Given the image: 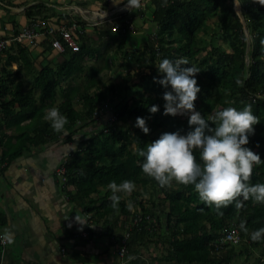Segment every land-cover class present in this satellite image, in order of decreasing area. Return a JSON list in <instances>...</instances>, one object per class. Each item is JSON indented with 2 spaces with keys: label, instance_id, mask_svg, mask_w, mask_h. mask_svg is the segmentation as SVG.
Wrapping results in <instances>:
<instances>
[{
  "label": "trees",
  "instance_id": "trees-1",
  "mask_svg": "<svg viewBox=\"0 0 264 264\" xmlns=\"http://www.w3.org/2000/svg\"><path fill=\"white\" fill-rule=\"evenodd\" d=\"M239 1L248 35L235 10L234 0H148L143 10L152 11L150 21L155 27L148 31L142 47L127 48L126 37L131 34L127 31L114 32L109 25L111 39L96 28L101 31L100 37L105 38V46L96 48L88 44L86 36H81L79 52L67 49L60 54L59 63L42 65L35 77L38 97L33 91L25 93L22 83L15 91L1 83L0 96L4 99L0 101L1 117L18 115L22 120L34 121L35 136L24 133L21 137L25 138L13 154L1 155L0 170L4 161L21 155L28 145L40 146L64 131L68 132L69 140L80 134L82 140L65 164V185L75 188L76 196L87 203L86 213L98 220L108 223L112 217L116 223L122 222L128 227L134 218H141L127 241L128 258L154 243L168 245L162 256L166 264H237L242 259L246 264H264V239H251V231L264 226V202L236 197L227 205H221V215L215 204L200 198L192 184L185 185L174 179L169 185L160 186L155 178L143 172L140 163L143 157L138 152V148L146 147L163 132L190 130L188 115L164 114L166 89L154 79L163 75L156 67L163 57L183 56L200 69L196 76L201 91L195 106L206 117L223 107L242 109L246 104L252 105L259 122L254 125L255 132L249 136L248 146L264 159V5L259 4V0ZM27 14L35 16L32 10ZM37 14H41V10H37ZM123 17L134 18V14ZM214 18L217 20L211 23ZM63 19L72 20L68 15H63ZM218 35L227 40L228 50L220 41H213ZM117 37H120L117 45L126 62L128 77L121 82L103 84L98 76L102 67H84V56L103 57L110 41ZM18 45L25 67L33 69V58L28 56L30 47ZM9 61L16 62L17 58ZM105 67H108L107 57ZM21 71L19 65L12 82ZM133 71L140 75L139 83L131 84L129 75ZM141 90L147 94L137 97L135 94ZM59 94L64 99L57 108L68 121L64 129L56 131L46 119V113L48 108L57 105ZM8 95L11 97L7 98ZM15 104H19L18 110ZM153 104L159 105L155 113L150 111ZM137 116L145 117L149 133L136 126ZM195 153L199 159V151ZM113 179L118 183L131 179L140 191L135 188L130 195L121 193V200L113 206L108 187ZM249 182H264V163L254 165ZM148 194L149 198L143 201ZM94 195L98 198L94 199ZM236 199L243 200V205L237 207ZM129 201L131 208L127 206ZM242 220L247 222L248 231L241 229ZM235 227L240 232L239 240H226V235ZM123 237L121 235L118 243ZM1 250L0 245V259ZM258 251L259 256L255 255ZM139 261L132 260L129 264Z\"/></svg>",
  "mask_w": 264,
  "mask_h": 264
},
{
  "label": "crops",
  "instance_id": "crops-1",
  "mask_svg": "<svg viewBox=\"0 0 264 264\" xmlns=\"http://www.w3.org/2000/svg\"><path fill=\"white\" fill-rule=\"evenodd\" d=\"M95 2L0 0V41L7 40L10 44L7 49L9 53L5 52L0 56V87L2 83L15 91L18 84L22 83L25 93L34 91L37 87L32 86L31 78L38 75L40 67L53 64L55 57V60L62 59V56L50 48L51 37H41L37 47L29 49L28 56L33 58L34 67L28 69L24 65L25 58L20 54L19 45L13 41L18 33L32 23L39 24L42 28H48L49 25L57 28L63 15L74 17L75 7L95 9L98 7ZM111 4L109 9L114 10L125 6L126 2L111 0L108 7ZM136 8L127 13L134 14L136 20V31L126 37L129 49L142 47L148 31L155 27L150 21L152 11L148 9L145 10L146 14H142L144 8ZM29 10L35 16L29 17ZM37 10H41V14H37ZM96 34L99 38L101 31L88 27L82 36H86L88 43L94 46L97 43ZM13 58H17V61L10 62ZM19 65L22 71L15 82H12ZM2 100L4 99L0 96V101ZM14 108L18 110L19 104H15ZM34 123L22 120L18 115H3L1 155L13 154L15 147L25 138L21 137L24 133L35 136V131L32 130ZM68 136V132L64 131L61 136L40 146L28 145L21 155L11 161H4V167L0 170V228L2 233L7 229L14 234L13 242L8 245L6 264H119L118 239L126 231L127 224L124 226L122 222L116 223L112 217L105 223L93 214L86 213L87 203L76 196L75 188L63 185L57 177L58 168L77 150L82 140L80 134H76V139L73 137L72 140L67 139ZM93 198L97 199L98 195ZM76 213L86 214L94 226L85 225L81 228L75 221ZM167 247V244L157 246L153 243L148 249L142 248L137 256H132L131 261L138 259L140 263L137 264H166L162 261V256ZM155 249L159 251L154 253Z\"/></svg>",
  "mask_w": 264,
  "mask_h": 264
},
{
  "label": "clouds",
  "instance_id": "clouds-1",
  "mask_svg": "<svg viewBox=\"0 0 264 264\" xmlns=\"http://www.w3.org/2000/svg\"><path fill=\"white\" fill-rule=\"evenodd\" d=\"M139 4L140 0H126L130 10ZM259 4L264 5V0H259ZM156 67L163 75L154 79L166 89L163 93L164 114H186L191 127L186 133L163 132L146 147L138 148L143 157L140 162L143 172L155 178L160 186L169 185L174 179L185 185H194L200 198L215 204L218 212L221 205H227L240 196L243 200L251 198L264 202V182H249L254 165L264 163L261 155L248 146L249 136L255 132L254 125L259 122L252 105L246 104L242 109L223 107L206 117L195 106L197 94L201 91L196 76L200 69L183 56L176 59L165 56ZM158 110L159 105H151L152 113ZM46 119L56 131L64 129L68 121V117L55 106L48 108ZM136 126L146 134L150 132L143 116H137ZM195 150L199 151V159ZM108 187L112 204L117 206L120 194H131L136 184L131 179L119 183L113 179ZM243 200L236 199V206H242ZM127 206L131 208L132 202L129 201ZM75 221L81 228L92 225L88 216L82 213H76ZM246 223L244 220L240 222L244 231H248ZM0 239L12 243L14 234L6 229L0 234ZM251 239H264V226L251 231Z\"/></svg>",
  "mask_w": 264,
  "mask_h": 264
},
{
  "label": "built area",
  "instance_id": "built-area-1",
  "mask_svg": "<svg viewBox=\"0 0 264 264\" xmlns=\"http://www.w3.org/2000/svg\"><path fill=\"white\" fill-rule=\"evenodd\" d=\"M97 3L95 9H85L81 7L74 8V17H71L72 20L69 22L68 20L63 19L61 23L54 28L49 25V27H41L39 24L32 23L30 26L23 29L20 33H18L13 41L29 46L30 48L37 47L38 40L41 37H51V46L54 51L61 54L64 53L67 49L73 51L74 53L80 51V43L79 39L88 27L92 29L100 28L101 25L111 27L112 31H127L128 33H133L136 31V26L134 24V18L126 17L124 18V14L133 11L130 10L127 5L122 6L116 9H109L107 4H110L111 0H94ZM144 2V0H140V4ZM139 4V6H140ZM145 3L143 4V6ZM236 5V4H235ZM248 35V34H247ZM9 42L7 40L0 41V56L8 49ZM113 120V118H112ZM3 128H2V117L0 115V137L2 136ZM1 156V153H0ZM66 162H64L57 170V177L60 179L61 183L65 185L67 183V170L65 166ZM141 222V218H134L130 223H128V227L126 231L123 233L124 237L121 239V242L118 243L119 247L117 250V256L119 260V264H129L131 258L127 257L128 247L127 241L130 238V233L135 225H138ZM0 234L1 228H0ZM84 235H87L83 233ZM239 229L238 227L233 228L230 233L226 235V240L229 241H238L239 240ZM1 245V259L0 264H6L5 259L8 254V245L9 242L6 240L0 239Z\"/></svg>",
  "mask_w": 264,
  "mask_h": 264
},
{
  "label": "rangeland",
  "instance_id": "rangeland-1",
  "mask_svg": "<svg viewBox=\"0 0 264 264\" xmlns=\"http://www.w3.org/2000/svg\"><path fill=\"white\" fill-rule=\"evenodd\" d=\"M145 2V5L143 6ZM144 2H142L139 6V8H144L146 9L147 5H148V0H144ZM234 2L236 3V7L237 5L239 4V1L238 0H234ZM113 6H115V4L113 3ZM112 7V4L109 6V8ZM138 7L136 9H139ZM133 8H131L132 10ZM148 10V9H147ZM135 11V10H134ZM145 11V10H144ZM147 13V12H146ZM127 14V13H126ZM243 14V12H242ZM150 17V16H149ZM243 18L244 20V28H245V31H246V34L248 33V30H247V23H246V20H245V17L243 15ZM217 18H214L211 23H213V21H216ZM136 22L135 20V17H134V23ZM101 31H104L106 32V35H108L109 38L113 39V37L111 36L112 34L109 33V26H104V25H101L100 28H99ZM96 41L97 43L94 44V46L97 48V47H101L103 48L105 45L106 42H104L105 38H101L99 37L98 38V34H96ZM108 38V39H109ZM221 40H220V39ZM115 40H112L110 41L111 44L110 46L107 48V52L106 54H104L103 57H100V58H97L96 56L95 57H90V56H84V62H83V65L84 67L86 66H95L97 68H100L102 67V72L98 75L99 77H101L102 79V82L103 84H109L111 82H121L124 80V77H128V71L126 70L127 66H126V62L124 61L122 55L119 53V49H118V41L120 40V37H117V38H114ZM213 41L215 43H217V41L221 42V45L224 49L228 50L229 49V45H228V42L227 40H225V38H223L222 36L218 35L216 37L213 38ZM89 44V43H88ZM90 45V44H89ZM249 48V47H248ZM249 51V49H248ZM59 54V53H58ZM60 55V54H59ZM106 57H107V63H108V67H105V60H106ZM56 57L54 58V60H52V63H59L60 62V59L59 60H55ZM131 77V84L133 83H139L140 81V75L133 71L131 72V75H129ZM30 78V77H29ZM35 80V77L33 76V78H31V83H32V86L35 85L37 87V84H36V80ZM33 91V90H32ZM34 92V95L36 97H38L39 95V90H38V87L37 89L35 88V90L33 91ZM147 93L144 91V90H141L140 92H138L137 94H135L137 97H142L144 95H146ZM64 99V96L59 94V98H58V101H57V105H54L55 107L58 106V104ZM77 108H80L79 105L76 106ZM136 191H140V188H136ZM130 195V194H128ZM149 198V194L146 195L144 198H143V201L146 199ZM134 208V207H133ZM136 208V207H135ZM134 208V210H136ZM164 219H163V223H165L166 219H165V216H163ZM157 251H159L158 249H155L154 250V253H156ZM161 251V250H160ZM259 251L255 254V255H258L259 256ZM7 261V258L5 259V263ZM247 262L242 259V260H238L237 264H246Z\"/></svg>",
  "mask_w": 264,
  "mask_h": 264
},
{
  "label": "water",
  "instance_id": "water-1",
  "mask_svg": "<svg viewBox=\"0 0 264 264\" xmlns=\"http://www.w3.org/2000/svg\"><path fill=\"white\" fill-rule=\"evenodd\" d=\"M235 10L240 18L243 17L241 4H238L237 7L235 6ZM241 21L244 24L243 18H241Z\"/></svg>",
  "mask_w": 264,
  "mask_h": 264
}]
</instances>
